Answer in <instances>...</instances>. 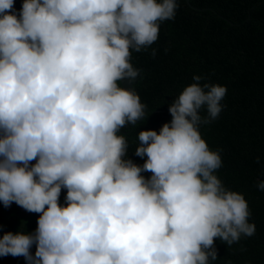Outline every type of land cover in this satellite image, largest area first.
Returning <instances> with one entry per match:
<instances>
[{"label": "clouds", "instance_id": "1", "mask_svg": "<svg viewBox=\"0 0 264 264\" xmlns=\"http://www.w3.org/2000/svg\"><path fill=\"white\" fill-rule=\"evenodd\" d=\"M177 7L23 0L17 12L15 0H0V202L40 214L34 232L0 236V257L210 264L216 238L231 247L255 234L245 196L218 177L220 151L199 130L219 117L226 86L194 75L169 105L171 122L138 133L144 164L125 158L127 138L118 133L145 118L146 105L120 82L139 77L132 52L153 45ZM256 187L264 192V180Z\"/></svg>", "mask_w": 264, "mask_h": 264}, {"label": "trees", "instance_id": "2", "mask_svg": "<svg viewBox=\"0 0 264 264\" xmlns=\"http://www.w3.org/2000/svg\"><path fill=\"white\" fill-rule=\"evenodd\" d=\"M22 2L15 0L17 12ZM190 2L210 8L197 10L187 0H177L175 18L161 23L158 40L146 50L132 52L131 62L140 70L134 90L146 105V115L136 125L120 129L118 135L127 138L125 158L143 165L147 157L135 155L140 143L138 133L159 132L171 122L169 105L195 82L194 75L203 77L202 84L226 86L219 117L202 124L199 130L209 147L220 151L222 167L216 174L228 189L245 196L251 213L249 222L256 230L231 247L216 238L218 258L210 264H264V192L256 187L257 181L264 180V0ZM201 115L206 116V110L202 109ZM142 175L149 178L151 173ZM66 195L67 190L62 189V205ZM1 204L0 236L35 231L40 214L21 216L19 208L7 212ZM35 250L33 245V254ZM0 264L27 262L23 256L8 255L0 257Z\"/></svg>", "mask_w": 264, "mask_h": 264}, {"label": "water", "instance_id": "3", "mask_svg": "<svg viewBox=\"0 0 264 264\" xmlns=\"http://www.w3.org/2000/svg\"><path fill=\"white\" fill-rule=\"evenodd\" d=\"M188 1V3L192 6V7H194L195 9H197V10H205V9H209L210 7H207V8H201V7H196V6H193L192 4H191V2H190V0H187ZM223 17V16H222ZM225 18V17H224ZM225 19H227V18H225ZM121 84H122V87H125V88H127V89H129V90H132V89H134V85H133V82L131 81V80H128V79H126V80H123V81H121Z\"/></svg>", "mask_w": 264, "mask_h": 264}, {"label": "flooded vegetation", "instance_id": "4", "mask_svg": "<svg viewBox=\"0 0 264 264\" xmlns=\"http://www.w3.org/2000/svg\"><path fill=\"white\" fill-rule=\"evenodd\" d=\"M4 206L3 203L1 204V207ZM19 208L20 211V215L24 216L28 214V211H26L24 208L20 207L19 205H17L15 202H13L10 206H7V212H11L13 209L15 208Z\"/></svg>", "mask_w": 264, "mask_h": 264}]
</instances>
